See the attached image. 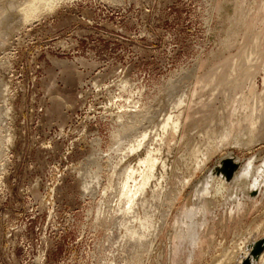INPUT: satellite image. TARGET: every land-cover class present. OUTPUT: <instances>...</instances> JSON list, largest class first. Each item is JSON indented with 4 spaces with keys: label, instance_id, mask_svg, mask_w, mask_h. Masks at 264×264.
<instances>
[{
    "label": "rangeland",
    "instance_id": "obj_1",
    "mask_svg": "<svg viewBox=\"0 0 264 264\" xmlns=\"http://www.w3.org/2000/svg\"><path fill=\"white\" fill-rule=\"evenodd\" d=\"M29 1L0 0V264H238L264 237V0ZM179 111L180 132L163 131ZM144 131L140 154L114 150ZM146 150L181 193L134 251L116 191ZM225 157L241 168L219 186Z\"/></svg>",
    "mask_w": 264,
    "mask_h": 264
},
{
    "label": "bare ground",
    "instance_id": "obj_2",
    "mask_svg": "<svg viewBox=\"0 0 264 264\" xmlns=\"http://www.w3.org/2000/svg\"><path fill=\"white\" fill-rule=\"evenodd\" d=\"M23 1V0H22ZM28 1V0H27ZM60 0H30L28 4L30 8H33V9H37L40 7H54L53 5L58 2ZM25 2V0H24ZM20 5V4H19ZM22 5V3H21ZM23 6V5H22ZM25 6V5H24ZM23 6V7H24ZM14 7V6H13ZM21 7V6H19ZM21 9V8H19ZM32 10V9H31ZM38 10V9H37ZM51 10V9H50ZM34 12V11H33ZM31 14V13H30ZM2 22V20H1ZM4 23V22H2ZM2 25V24H1ZM2 34V33H1ZM4 34V33H3ZM3 37V36H2ZM190 76V75H189ZM188 81V80H187ZM181 83V82H180ZM172 86V85H171ZM183 87V86H182ZM175 89V88H174ZM175 92V91H174ZM169 94V93H168ZM184 96V95H183ZM176 97V96H175ZM183 98V97H182ZM180 99H178L179 101ZM182 104V102L180 103V105ZM135 105V104H134ZM179 105V106H180ZM138 106V105H137ZM136 107V106H135ZM135 109V108H134ZM175 109V107H174ZM183 109V108H182ZM173 110V109H171ZM132 112V111H131ZM130 112V113H131ZM158 112H160L158 110ZM175 112V111H174ZM181 111L178 112V114L175 113V115H172V114H169L165 117V119H163L164 121L161 123L163 126L160 125V127L162 128L163 127V131L165 132H168L169 129H173L175 131L176 134H178L181 130V125H182V114L180 113ZM129 113V112H128ZM137 113V111H136ZM152 113V112H150ZM122 114V113H121ZM120 114V115H121ZM132 114V113H131ZM130 114V115H131ZM148 114V113H146ZM164 114V112H163ZM133 115H134V112H133ZM132 115V117H133ZM136 115V114H135ZM149 115V114H148ZM153 116V114H151ZM138 116V115H137ZM155 116V115H154ZM119 118H122V116H118ZM124 117H125V114H124ZM131 117V118H132ZM139 117V116H138ZM137 117V118H138ZM144 117V116H143ZM142 117V119H143ZM135 118V117H133ZM145 118V117H144ZM149 118L151 119V117L149 116ZM148 118V119H149ZM153 118V117H152ZM163 118V117H162ZM118 119V118H117ZM124 119V118H122ZM141 119V120H142ZM146 119H147V115H146ZM147 119V120H148ZM149 119V121H151ZM155 119V117H154ZM121 121V119H119ZM118 120V121H119ZM137 121L139 124V122L141 121ZM145 120V119H144ZM162 120V119H160ZM131 122V120H130ZM133 122V121H132ZM132 122L130 125H132ZM136 122V121H135ZM142 122V121H141ZM140 124H144L143 122ZM155 122V121H154ZM161 122V121H160ZM158 122V123H160ZM117 123V122H116ZM122 123V121H121ZM158 123H155L158 124ZM127 124V123H126ZM136 125V123H134ZM139 124V126H140ZM152 124V123H151ZM1 125V124H0ZM135 125H132V126H135ZM124 126V125H123ZM129 126V125H128ZM143 126V125H142ZM151 126V125H150ZM149 126V127H150ZM159 126V124H158ZM224 127L225 126V123H224ZM123 128V131L126 130L127 126ZM121 128V129H122ZM130 128L132 129V127L130 126ZM144 128V127H143ZM152 128V127H151ZM159 128V127H158ZM129 129V127H128ZM127 129V131H128ZM136 129V128H135ZM145 129V128H144ZM143 129V130H144ZM146 129H149V128H146ZM225 129V128H224ZM235 129V128H234ZM232 129V124L229 122L228 123V127L225 129L224 133H223V136L221 139H223L222 141H220V143L218 144L217 147H213V145H211L210 147H208L206 149V151H202L200 155L197 156V160L195 161V168L193 170L190 171L189 175L182 180L183 182V187H186L187 185H189L194 177L196 176V173L197 171L201 170L207 160L210 158V156L212 155V153L220 147H222L225 143V141L230 137V136H233V134L235 133V130ZM237 129V128H236ZM139 129H137L138 131ZM133 131V129H132ZM136 131V130H135ZM136 131V132H137ZM148 131V130H147ZM147 131H144L142 132L141 134H137L136 132H134L133 134L129 132V134L126 132L122 133V134H125L124 135V138L123 136H121L122 138L117 142V147L114 149V150H118V154L120 153V149H122L123 147L125 149V151L129 152V153H137V154H140L139 151L141 150V148H143V145L145 144L146 142V139L149 138L148 137V133ZM157 131V130H155ZM154 131V132H155ZM238 131V130H237ZM153 131H151L152 133ZM164 132V133H165ZM119 133V132H118ZM163 133V135H164ZM242 133V132H241ZM150 134V133H149ZM155 134V133H154ZM158 134V132H157ZM117 138L119 139V134H117ZM161 135V134H160ZM167 135V134H166ZM220 135V134H219ZM235 135V134H234ZM239 135V134H237ZM252 135V134H251ZM253 136V135H252ZM156 137V136H155ZM163 137V136H162ZM220 137V136H219ZM245 137V136H244ZM251 137V136H250ZM116 138V137H115ZM237 138V137H236ZM248 138V137H247ZM155 139V138H153ZM170 139V138H169ZM231 139V138H230ZM239 139V137H238ZM253 139V138H252ZM257 139V138H256ZM115 140V139H114ZM148 140V139H147ZM150 140V139H149ZM156 140V139H155ZM164 140V139H163ZM233 140V139H232ZM254 141V139H253ZM257 141V140H256ZM260 141V140H258ZM218 142V140H217ZM228 142V141H227ZM226 142V143H227ZM232 142V141H231ZM243 142V141H242ZM245 142H248V141H244ZM164 143V142H162ZM209 143V142H208ZM212 143V142H211ZM229 143V142H228ZM227 143V144H228ZM125 144V145H124ZM213 144V143H212ZM215 141H214V145H215ZM234 144V142H233ZM254 144V143H253ZM209 145V144H208ZM229 145V144H228ZM255 145V144H254ZM148 146H151V145H148ZM245 146H248V144ZM147 148V147H146ZM150 148V147H149ZM162 148V147H161ZM251 148V146L249 147ZM152 149V147H151ZM160 149V148H159ZM158 149V150H159ZM113 150V151H114ZM123 150V149H122ZM157 150V151H158ZM201 150V149H200ZM147 151V150H146ZM218 151V150H217ZM117 152V151H116ZM115 152V153H116ZM124 153V151H123ZM154 154L156 153V151L153 152ZM198 153V152H197ZM215 153V152H214ZM128 154V153H127ZM129 155V154H128ZM214 155V154H213ZM92 157V156H91ZM93 160V159H92ZM157 160H160V159H157V157L155 158V156H153L152 152L151 151H147L146 152V156L144 158H141L139 157V163L137 166H133V165H129V166H126L125 169L120 173L121 176V179L118 183V186H117V191L116 193H118L120 199H121V203L123 205V207L126 206L127 208V213H130L131 217H123L126 221L129 220V223L131 224L129 229L130 231L126 233L128 234V241H129V246L135 251V250H139L142 248L141 247H145L149 244H152L155 239L161 235V233L164 231V229L166 228V225H167V222H168V217L170 215V213L172 212V210L174 209V206L176 205L177 203V200H175L178 195L181 193L179 190L177 193H173L171 192V190H168V185H167V182H168V176H169V172H168V163L166 161H162V168H163V171L160 175V177L156 174V170H157V166H158V163H157ZM235 162H234V161ZM96 161V160H95ZM161 162V161H160ZM192 164V163H191ZM99 167V166H98ZM240 165L239 163L235 160V159H231L230 157H225L222 159V163H221V168L219 170V175H222L220 176L221 178V181H220V185L219 186H222V184H225V182H227L226 180H232L234 177H235V173L238 171ZM241 168V167H240ZM116 173V172H115ZM119 174V173H118ZM117 174V175H118ZM242 174V173H241ZM240 175V174H239ZM243 175V174H242ZM85 176V175H84ZM185 176V175H184ZM219 177V176H218ZM225 177V178H224ZM247 177V176H246ZM257 177V176H256ZM98 178V177H97ZM120 178V177H119ZM181 178V177H180ZM184 178V177H183ZM230 178V179H229ZM90 179V178H89ZM89 179L88 177H85V180H84V187L85 188H89ZM99 179V178H98ZM226 179V180H225ZM235 179V178H234ZM233 179V180H234ZM258 179V178H257ZM232 180V181H233ZM92 181V179H91ZM98 181V180H97ZM261 181V180H260ZM260 181H257L255 184H258ZM93 182V181H92ZM153 182V183H152ZM99 183V182H98ZM176 183V182H175ZM179 183V182H178ZM218 183H219V180H218ZM227 184V183H226ZM225 184V185H226ZM217 185V183H216ZM181 186V185H180ZM216 188V192H218V187ZM94 187H96L94 185ZM179 189V188H178ZM118 197V198H119ZM166 199V200H165ZM102 205V204H101ZM125 205V206H124ZM119 206L121 205H118V209H119ZM165 206V207H164ZM122 207V206H121ZM120 207V208H121ZM115 208V206H114ZM122 209V208H121ZM125 209V208H124ZM117 210V209H116ZM123 210V209H122ZM116 212V211H115ZM121 214V213H120ZM129 215V216H130ZM114 217V216H113ZM119 218V217H118ZM117 219V218H116ZM115 219V220H116ZM120 220V219H119ZM118 222V221H117ZM115 221V224L117 223ZM124 222V220H123ZM120 223V221H119ZM126 223L128 224L129 226V223L128 221H126ZM126 223H123L124 226L127 225ZM119 225V224H118ZM120 226H121V223H120ZM126 229V228H125ZM127 228V230H129ZM257 231V230H256ZM264 232V231H263ZM125 233V234H126ZM117 235V234H116ZM111 236V235H110ZM114 236V235H113ZM118 236V235H117ZM251 237V236H250ZM248 238V237H247ZM252 238V237H251ZM249 239V238H248ZM253 239V242L247 246L245 245V250H243V253L242 255L240 254V259H238V264H258L259 263V259L262 260L264 259V237L259 241V240H254ZM251 239V240H252ZM157 240V239H156ZM249 240V242L251 241ZM248 241V240H247ZM127 244V242H125ZM247 243V242H246ZM244 243H242L243 245ZM236 245V244H235ZM234 245V247H235ZM128 246V245H126ZM154 246V245H153ZM247 246V247H246ZM129 247V248H130ZM127 248V247H126ZM130 248V249H131ZM149 248H150V245H149ZM229 248V247H228ZM238 248V247H237ZM145 249V248H144ZM244 249V248H243ZM132 250V251H133ZM140 250V251H141ZM229 250V249H228ZM234 250V249H233ZM131 251V252H132ZM144 251V250H143ZM127 252V251H126ZM129 252V251H128ZM127 252V253H128ZM230 252V251H229ZM242 252V251H241ZM133 253V252H132ZM138 254V257H139V251L136 252ZM142 253V252H141ZM144 253H147V251H144ZM149 253V252H148ZM224 253V251H223ZM228 253V252H226ZM225 253V254H226ZM143 254V253H142ZM235 254V252H234ZM144 255V254H143ZM142 255V256H143ZM221 256V255H220ZM230 256V254H229ZM145 257V256H144ZM151 257V256H150ZM141 258V257H140ZM227 258V257H226ZM239 258V257H238ZM135 259V258H134ZM138 259V258H137ZM143 259V258H142ZM136 260V259H135ZM223 260V259H222ZM137 261V260H136ZM140 261H142L140 259ZM219 261V259H218ZM217 261V262H218ZM226 261V260H225ZM224 262L221 261L220 263ZM216 263V262H215ZM139 264V263H137ZM146 264V263H145ZM217 264V263H216ZM219 264V263H218Z\"/></svg>",
    "mask_w": 264,
    "mask_h": 264
}]
</instances>
